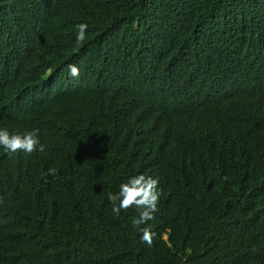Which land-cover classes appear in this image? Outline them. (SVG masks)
<instances>
[{"label":"trees","instance_id":"obj_1","mask_svg":"<svg viewBox=\"0 0 264 264\" xmlns=\"http://www.w3.org/2000/svg\"><path fill=\"white\" fill-rule=\"evenodd\" d=\"M5 128L44 151L0 146V264H264V0H0Z\"/></svg>","mask_w":264,"mask_h":264},{"label":"clouds","instance_id":"obj_2","mask_svg":"<svg viewBox=\"0 0 264 264\" xmlns=\"http://www.w3.org/2000/svg\"><path fill=\"white\" fill-rule=\"evenodd\" d=\"M78 32L76 39L83 42L86 39L87 24L77 25ZM69 75L78 77L80 69L74 65H68ZM39 130L20 133H10L8 129H0V146L8 153L23 152L31 154L37 150L43 152L44 145L39 139ZM55 168L48 169V174L55 175ZM161 190L159 188V178L151 175L138 174L128 178L127 182L121 183L116 193H110L108 200L112 203V212L119 216L121 211H127L130 208L138 210V215L131 219V225L134 229L142 233L140 239L143 243L151 246L155 233L148 221L154 219V213L158 210L157 205L160 200Z\"/></svg>","mask_w":264,"mask_h":264}]
</instances>
